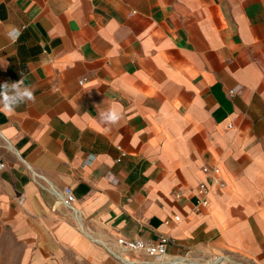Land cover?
I'll return each instance as SVG.
<instances>
[{
    "label": "crops",
    "instance_id": "obj_1",
    "mask_svg": "<svg viewBox=\"0 0 264 264\" xmlns=\"http://www.w3.org/2000/svg\"><path fill=\"white\" fill-rule=\"evenodd\" d=\"M20 79L35 101L0 110V264H115L96 240L160 234L199 264H264V0H0V84Z\"/></svg>",
    "mask_w": 264,
    "mask_h": 264
},
{
    "label": "built area",
    "instance_id": "obj_2",
    "mask_svg": "<svg viewBox=\"0 0 264 264\" xmlns=\"http://www.w3.org/2000/svg\"><path fill=\"white\" fill-rule=\"evenodd\" d=\"M82 82V80H80ZM230 94L233 90L229 91ZM120 149V146H117ZM119 160V158H118ZM2 165V164H0ZM203 171L211 173L212 182L218 186H223L224 181L221 178V170L218 166H204ZM54 192L59 197L60 202L69 208L75 215L78 214V210L75 206V196L71 187L66 186L61 191ZM210 192V186L201 181L196 190L195 206H205L208 204V194ZM22 195L19 196L18 201L22 202ZM175 220L179 219L178 215L174 216ZM165 223L169 222V219L164 220ZM173 241V239L166 234H160L155 240H144L142 238L128 239L120 237L116 240L115 247L108 245L107 243L96 240L109 256L112 257L115 264H199L200 262L191 260L186 256H178L168 254L166 251L167 244ZM139 254H144L145 258H138ZM227 256L214 257L211 260L206 261L203 264H221ZM237 264H251L244 260H238Z\"/></svg>",
    "mask_w": 264,
    "mask_h": 264
},
{
    "label": "clouds",
    "instance_id": "obj_3",
    "mask_svg": "<svg viewBox=\"0 0 264 264\" xmlns=\"http://www.w3.org/2000/svg\"><path fill=\"white\" fill-rule=\"evenodd\" d=\"M35 96L33 90L25 86L23 79L15 82H4L0 84V105L2 109L9 113L14 112L16 107L27 102H34ZM100 120L111 125L117 124L122 118V111L115 107L100 112Z\"/></svg>",
    "mask_w": 264,
    "mask_h": 264
}]
</instances>
